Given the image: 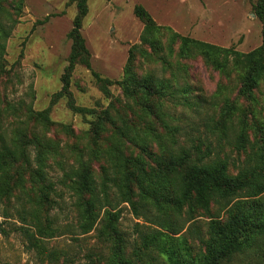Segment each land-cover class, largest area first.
Listing matches in <instances>:
<instances>
[{
	"label": "trees",
	"instance_id": "1",
	"mask_svg": "<svg viewBox=\"0 0 264 264\" xmlns=\"http://www.w3.org/2000/svg\"><path fill=\"white\" fill-rule=\"evenodd\" d=\"M23 1L0 0V72L4 71L5 41L20 21ZM71 3L77 12L68 33L72 46L61 75V89L43 110L35 111L30 105L22 111L8 106L12 116H19L21 111L25 119L10 135L0 126V199L19 189L27 196L28 210L22 213L37 226L38 213L56 206L55 197L61 195L49 176L55 162L62 171L57 183L74 198L75 223L59 226L48 220L42 234L53 237L70 231L77 235L94 232L101 246L96 254L100 264H230L234 254L254 243L264 244V121L256 119L251 111L250 124L241 121L237 128L233 124L234 107L226 103L211 131L215 144L191 136L179 142L176 133L180 128L172 125L167 105L174 93L166 81L152 75L153 71L147 76L136 72L133 51L137 45L130 48L120 80L112 82L93 73L103 94L108 96L109 86L116 84L128 100L126 104L115 113L112 106L97 111L76 105L69 91L71 73L76 64L90 68L80 33L87 0H68ZM254 13L262 23V42L242 53L180 36L156 26L142 6L134 8L135 16L144 23L141 44L157 55L163 51L160 38L166 37L167 56L158 59L162 70L169 72L170 81L186 84L189 71L185 65L181 71L179 67L182 62L200 60L225 77H237V95L247 102H254V92L264 81V0H257ZM189 90L186 86L181 93ZM62 97L67 98L73 113L95 115L83 133L84 140L69 125L50 120V107ZM182 99L180 105L187 106L188 97L183 95ZM2 113L0 109V123ZM157 123L164 133L156 132ZM51 128L74 139L70 147L72 162L66 168L54 136L47 135ZM223 145L245 155L234 175L228 172L229 158L221 152ZM96 165L97 178L93 172ZM121 205H127L135 219L152 227L140 233L139 242H129L120 229ZM213 205L225 215L209 216L206 230L200 234L194 228L193 214L209 215ZM183 213L187 220L182 218ZM22 219L24 223L25 217ZM186 222L191 224L185 228ZM187 238L198 239L203 250L193 253Z\"/></svg>",
	"mask_w": 264,
	"mask_h": 264
},
{
	"label": "rangeland",
	"instance_id": "2",
	"mask_svg": "<svg viewBox=\"0 0 264 264\" xmlns=\"http://www.w3.org/2000/svg\"><path fill=\"white\" fill-rule=\"evenodd\" d=\"M256 3L257 0H87V14L81 22L80 33L89 54L90 68L76 64L71 73L69 91L74 103L97 111L112 106V113L126 104L128 100L116 84L109 86L108 96L103 94L95 84L93 73L112 82L120 80L130 48L137 45L133 51L136 72L147 76L153 71L152 75L166 81L165 85L174 93L173 101H168L167 105L172 125L180 128L176 133L179 142L183 143L185 137L191 136L211 140L215 144L211 131H214L219 112L226 103L234 107L233 124L237 128L241 121L250 124L251 111L256 119L264 121V81L254 92V102H247L237 95L240 87L237 77H225L204 66L200 60H193L182 62L179 67L181 71L185 65L189 71L186 84L182 81L174 84L168 79L169 72L162 70V62L158 59L167 56L166 37L160 38L163 51L154 55L147 45L140 42L144 23L134 14V8L140 5L156 26L168 28L180 36L247 53L262 42V23L254 13ZM76 12L75 4H68V0L23 1L20 21L5 41V72H0V109L3 110L0 126L7 135L21 119H25L21 112L25 105H30L35 111L43 110L49 106L51 96L61 89V75L68 64L72 46L68 33ZM186 86L190 92L181 93ZM183 95L189 99L187 106L180 105ZM67 101L62 97L53 104L49 118L55 123L69 125L84 140L83 133L96 117L73 113ZM10 105L21 109L19 116L10 114ZM155 127L156 132L164 133L160 124ZM35 131L39 132L40 128L36 127ZM47 135L54 136L64 154L62 160L66 168L72 162L70 147L74 139L57 134L54 128ZM223 146L221 152L229 158L228 172L234 175L236 166L245 155L230 146ZM93 172L97 178V165ZM49 176L61 195L55 197L56 206L38 213L37 226L22 213L28 210V204L27 196L19 189H15L7 199H0V264H100L96 254L101 246L94 232L77 235L70 231L53 237L42 234L48 220L59 226L75 223L74 198L71 192L57 183L62 171L55 162L51 164ZM119 208L120 229L129 242H139L140 233H147V228L152 227L135 219L127 205ZM218 215L223 217L225 214L214 205L209 215L194 213L195 230L204 234L208 217ZM22 217H25L24 223ZM182 218L187 220L188 216L183 213ZM136 223L139 226H135ZM190 224L186 222L185 228ZM188 244L193 253L203 250L196 238L188 239ZM230 264H264V244L254 243L234 254Z\"/></svg>",
	"mask_w": 264,
	"mask_h": 264
}]
</instances>
